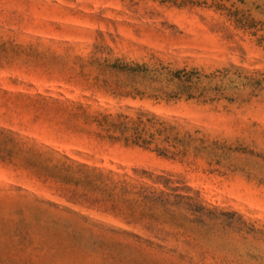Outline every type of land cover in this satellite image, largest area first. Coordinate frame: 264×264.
<instances>
[{"label":"rangeland","instance_id":"rangeland-1","mask_svg":"<svg viewBox=\"0 0 264 264\" xmlns=\"http://www.w3.org/2000/svg\"><path fill=\"white\" fill-rule=\"evenodd\" d=\"M139 121L184 145L110 138ZM81 166L190 191L217 214L194 254L264 264V0H0V264H128L101 227L154 237Z\"/></svg>","mask_w":264,"mask_h":264},{"label":"trees","instance_id":"trees-1","mask_svg":"<svg viewBox=\"0 0 264 264\" xmlns=\"http://www.w3.org/2000/svg\"><path fill=\"white\" fill-rule=\"evenodd\" d=\"M123 71L129 73L134 72L133 69H125ZM190 89L191 85L186 84V89L182 91V94L183 92H189ZM187 98L192 97L188 95ZM140 124L141 121L135 122V127H129L127 123L120 122L113 125V127H108L107 130L118 132L120 134L119 138H110L123 140L126 144H133L146 149H152L151 146L154 145L153 151L163 157L174 158L176 156V153L171 151L168 146L177 148L178 145H184L183 140L172 137L173 127H162L158 130L159 134L164 135L163 142L167 144L162 145L155 137V133H151L153 127H139ZM82 169L93 178V183L98 188L101 187V184L103 185L104 192L108 195L109 201L114 202L113 207L115 209H120L126 204L142 206L144 208L142 215L150 218L147 230L150 234H155L154 239L150 237L142 238L125 230L117 231L101 227L104 231L116 233L124 237L122 240H114L113 247H106L99 250L103 255L108 256L114 261L125 260L128 264H235L234 260L230 257L219 258L212 256L208 258L207 255L200 256L193 253V249L200 245V238L204 234L201 233L202 230L208 233L212 229V226L215 225L213 222L216 220L217 214L215 210H209L195 197L191 196L190 191H188L187 195L158 193L146 185L134 184L127 177H121L112 171L105 172L86 167ZM143 173L148 175L145 172ZM148 176V180H152L154 184H165L162 182L168 181L165 177L156 176L153 180L151 175ZM173 191L175 192L176 190ZM130 194H134L137 200L133 201V199L127 198ZM158 208H162L164 213L169 216L170 225L183 229L184 232L164 231V229L159 228V225L164 222H161L160 218L156 216V213L144 214L145 209L154 210ZM178 208L184 209L193 215V217L177 212L175 209ZM239 220L241 221L242 218L239 217ZM190 226L199 229L197 237H192L187 233ZM77 231L92 233V228L82 227L78 228ZM240 233L249 236L256 232L254 229H251V232H243L240 230Z\"/></svg>","mask_w":264,"mask_h":264}]
</instances>
